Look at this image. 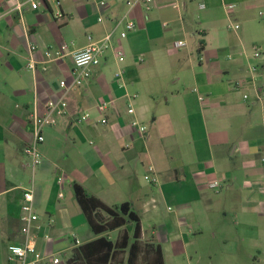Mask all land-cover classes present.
I'll use <instances>...</instances> for the list:
<instances>
[{
  "label": "crops",
  "instance_id": "1",
  "mask_svg": "<svg viewBox=\"0 0 264 264\" xmlns=\"http://www.w3.org/2000/svg\"><path fill=\"white\" fill-rule=\"evenodd\" d=\"M30 1L0 0V264H9V246L23 241L27 190L41 251L70 264L76 248L98 237L73 184L109 207L128 203L142 239L144 218L159 221L165 202L175 206L165 232L155 223L146 237L161 246L165 264L166 249L180 254L192 244L208 246L209 264H264V0H156L149 12L117 0H105V8L96 0H38L35 10ZM126 14L136 29L120 38L116 22ZM115 28L113 49L74 86L71 53ZM177 41L185 46L176 48ZM64 95L66 113L44 129L42 162L34 166L24 154L30 114L47 112ZM111 100L102 114L100 103ZM84 114L88 120L80 121ZM151 166L158 183L146 188L137 172ZM213 181L220 186L210 188ZM119 231L103 236L115 241Z\"/></svg>",
  "mask_w": 264,
  "mask_h": 264
},
{
  "label": "built area",
  "instance_id": "2",
  "mask_svg": "<svg viewBox=\"0 0 264 264\" xmlns=\"http://www.w3.org/2000/svg\"><path fill=\"white\" fill-rule=\"evenodd\" d=\"M10 1V0H8ZM97 5L100 8L107 7V2L105 0H96ZM124 1L129 10L135 8L136 6H141L146 12L151 11L155 4L156 0H117ZM59 5V2H57ZM16 9L18 11L22 10V4L16 3ZM31 9L35 10L40 7V2L38 0L30 1ZM176 9H180L178 4H175ZM60 12L57 13V18H62ZM99 22L103 21V18H99ZM122 26L123 29L120 31V38H126L127 34L136 29V24L128 18V14L124 15L116 22V28ZM116 28L107 33L104 37L99 40H93L90 36L88 37V43L83 48L73 51L71 53L73 59V85L80 87L84 82H86L91 77V68L99 66L107 57L109 51L113 49V36L116 31ZM238 28V26H236ZM176 48H181L185 46L184 41L175 42ZM36 46L33 45L30 48V51L33 53L36 51ZM67 49L66 45L60 47V51H65ZM253 54L256 58L262 56L259 48L253 49ZM44 55L48 58L52 57L50 51H44ZM117 56L120 60H123L124 54L121 50H117ZM28 68L32 71L35 70V60L32 59ZM238 84V83H237ZM60 86L64 90H68V85L65 81L60 82ZM207 98L200 96L199 100L201 102H206ZM249 96L244 95V100H248ZM258 99H264V85L261 87ZM113 101H103L99 105V111L104 114L109 107L113 106ZM68 104L65 99V95L62 96L57 101H50L48 103L49 110L41 114L37 108H35L30 114V124L32 127V140L24 149V154L31 160V163L36 166L42 162V154L40 151V146L45 141L44 129L48 126H55L58 124V117L65 115ZM130 114L134 113V110L130 108L128 110ZM89 118V114H84L80 117V121H86ZM102 124H106L107 121L105 118L101 119ZM134 125H138L137 122ZM140 134H144L146 129L144 127H138ZM264 161V160H263ZM154 172V168L151 166L149 168ZM145 180L151 184H157L158 178L156 174L152 177L148 175L145 176ZM64 183V176L58 177V184L62 185ZM220 186L219 181H213L210 184V188L216 189ZM61 196V195H60ZM21 234L23 236V241L20 244H11L8 247V263L9 264H62L60 255L57 253H46L41 251L38 248V236L34 229L38 228L36 224L39 222V215L36 211L34 205V193L32 190H27L23 192L22 195V206H21ZM49 225L52 224V220L47 222ZM47 224V225H48ZM75 243L79 244L80 241L75 239Z\"/></svg>",
  "mask_w": 264,
  "mask_h": 264
},
{
  "label": "trees",
  "instance_id": "3",
  "mask_svg": "<svg viewBox=\"0 0 264 264\" xmlns=\"http://www.w3.org/2000/svg\"><path fill=\"white\" fill-rule=\"evenodd\" d=\"M204 49L200 42L198 53ZM80 205L96 239L74 250L70 264H165L162 248L152 240L143 242L141 220L128 203L109 207L90 195L79 184H73ZM121 230L115 241L103 234Z\"/></svg>",
  "mask_w": 264,
  "mask_h": 264
},
{
  "label": "rangeland",
  "instance_id": "4",
  "mask_svg": "<svg viewBox=\"0 0 264 264\" xmlns=\"http://www.w3.org/2000/svg\"><path fill=\"white\" fill-rule=\"evenodd\" d=\"M156 174V172L151 171L148 167L146 169L144 168H139L137 175H138V180L141 183L142 186L146 188L151 187V183L145 180V176L148 175L149 177H152ZM154 184V183H152ZM161 185H158V189H161ZM162 207V206H161ZM164 207V208H163ZM163 207L161 209V213L163 214L162 217L160 218L159 221L156 222H149L147 219L144 218L143 220V229L144 233L149 235L152 231L151 228H153L157 224V227L160 229L162 226L163 232L168 228L169 223L167 221L168 217H172L175 215L176 212V207L172 206L171 203L165 202L163 204ZM170 207V208H169ZM156 227V229H157ZM121 231H119L120 234ZM163 234V233H162ZM116 236H113V238ZM143 239V242H147V238ZM182 253L180 254H175L173 250L171 249H166V261L167 264H209L211 256L207 253L209 251L208 246H204L203 248H197L195 245H190L188 247L187 252H184L183 250H180ZM207 253V256H203L201 253Z\"/></svg>",
  "mask_w": 264,
  "mask_h": 264
}]
</instances>
